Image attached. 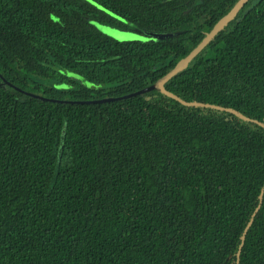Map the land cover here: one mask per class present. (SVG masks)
I'll return each instance as SVG.
<instances>
[{"label":"trees","instance_id":"obj_1","mask_svg":"<svg viewBox=\"0 0 264 264\" xmlns=\"http://www.w3.org/2000/svg\"><path fill=\"white\" fill-rule=\"evenodd\" d=\"M237 1L0 0V264H264V0L152 88Z\"/></svg>","mask_w":264,"mask_h":264},{"label":"water","instance_id":"obj_2","mask_svg":"<svg viewBox=\"0 0 264 264\" xmlns=\"http://www.w3.org/2000/svg\"><path fill=\"white\" fill-rule=\"evenodd\" d=\"M248 0H238L237 3L232 7V9L226 14L224 15L213 27V29L205 36V38L201 41V43L191 52L189 53L185 58H183L177 65L176 67L167 75H165L162 79H160L156 84H154L152 86V88H157L160 91L167 93L170 96H173L175 98H177L178 100L182 101L183 103L189 104V105H210V106H216L213 104H208V103H203V102H187L182 100L181 98H179L177 95L173 94L172 92L168 91L165 87V83L172 78L176 73H178L179 71H181L185 66L188 65V63L201 51L202 48H204L210 41L211 39L219 32L221 31L234 17L235 15L239 12V10L245 5V3ZM98 27L101 30L106 31L109 35L112 36V31L116 30V31H120V32H124V33H129L131 34L130 36H128L127 38H131V39H126V40H133V39H146L147 37H145L143 34L138 33V32H131V31H122L119 29H116L114 27H110V26H106L103 24H98ZM146 34L150 35V36H154V37H169L171 36L173 33L171 32H153V31H147ZM136 35V37H134ZM121 40V39H120ZM219 107V106H217ZM229 110L235 111L233 109L228 108ZM237 112V111H236ZM239 113V112H237ZM243 117H245L244 115H242ZM247 119H251L249 117H245ZM255 122H259L256 119H251ZM261 123V122H260ZM262 125H264V123H261ZM264 191V189H263ZM260 207V206H259ZM258 207V209H259ZM257 209V210H258ZM254 219V215L251 218L250 223L247 225L246 230L243 234V241L246 238V234L247 231L249 229V227L251 226L252 222ZM241 249V248H240Z\"/></svg>","mask_w":264,"mask_h":264},{"label":"rangeland","instance_id":"obj_3","mask_svg":"<svg viewBox=\"0 0 264 264\" xmlns=\"http://www.w3.org/2000/svg\"><path fill=\"white\" fill-rule=\"evenodd\" d=\"M104 31V30H102ZM105 33H107L106 31H104ZM131 32H134V31H131ZM108 34V33H107ZM109 35V34H108ZM131 34L129 33H124V32H120V31H116V30H113L112 31V37L116 38V39H121V40H126V39H131V38H127L128 36H130ZM111 36V35H110ZM136 37V35L134 36Z\"/></svg>","mask_w":264,"mask_h":264}]
</instances>
